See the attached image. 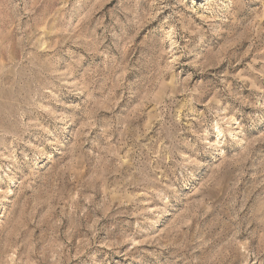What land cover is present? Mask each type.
Returning a JSON list of instances; mask_svg holds the SVG:
<instances>
[{"label": "rangeland", "instance_id": "rangeland-1", "mask_svg": "<svg viewBox=\"0 0 264 264\" xmlns=\"http://www.w3.org/2000/svg\"><path fill=\"white\" fill-rule=\"evenodd\" d=\"M0 264H264V0H0Z\"/></svg>", "mask_w": 264, "mask_h": 264}]
</instances>
